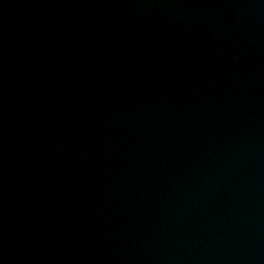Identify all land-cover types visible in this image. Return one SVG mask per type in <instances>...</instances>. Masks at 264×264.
<instances>
[{
    "label": "water",
    "instance_id": "water-1",
    "mask_svg": "<svg viewBox=\"0 0 264 264\" xmlns=\"http://www.w3.org/2000/svg\"><path fill=\"white\" fill-rule=\"evenodd\" d=\"M257 56L264 114V0H253Z\"/></svg>",
    "mask_w": 264,
    "mask_h": 264
}]
</instances>
